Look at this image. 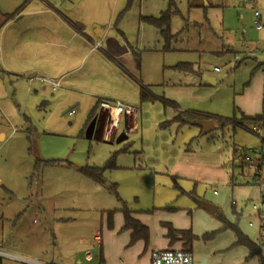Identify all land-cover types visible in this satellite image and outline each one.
<instances>
[{
    "label": "rangeland",
    "instance_id": "obj_1",
    "mask_svg": "<svg viewBox=\"0 0 264 264\" xmlns=\"http://www.w3.org/2000/svg\"><path fill=\"white\" fill-rule=\"evenodd\" d=\"M239 1H244L242 7ZM128 3L96 0L88 6L107 30L101 42L105 45L107 39L129 51L124 58L129 67L136 66L139 84L147 93L140 102L138 92L125 87L121 75L114 76L112 92L122 100H109L139 108L136 135L125 134L128 124L122 119L117 131L119 137L126 136L122 143L103 141L102 123L91 139L85 136L90 114L84 113L90 107L85 96L98 88L96 76L75 79L78 87L62 84L54 94L33 93L35 101L24 106L16 82L1 75L6 87L5 102L0 100V128L7 137L0 139L2 245L24 247L44 240L51 252L55 235L88 231L99 224L104 210L116 214L125 206L139 212L153 210L154 205L167 209L165 205L174 201L176 209L188 208L194 214L198 239L193 251L211 253L205 264H258L250 252L246 254L247 248L237 245L232 227L238 225L242 234L250 231L251 202L260 195L253 178L258 165L234 160L244 158L249 149L264 150V141L246 128L255 124H235L230 119L242 118L237 97L262 70L263 59L237 60L227 51L239 50L241 55L246 51L240 48L245 43L240 32L260 31L253 17L255 9L264 10V0H257L255 6L248 0H132L129 7ZM167 9L172 11L173 36L168 47L160 31L143 20L159 18ZM4 105L15 112L6 114ZM203 116L214 118V129L206 134L200 127L176 120ZM199 151L221 156L223 178L190 186L168 176L169 164ZM91 167L107 168L102 183L84 175L83 169ZM199 197L216 212L196 206ZM245 204L241 214L240 206ZM79 224L83 225L78 228ZM252 233L256 234L254 229ZM193 258L195 264V253ZM1 264L18 263L1 259Z\"/></svg>",
    "mask_w": 264,
    "mask_h": 264
},
{
    "label": "crops",
    "instance_id": "obj_2",
    "mask_svg": "<svg viewBox=\"0 0 264 264\" xmlns=\"http://www.w3.org/2000/svg\"><path fill=\"white\" fill-rule=\"evenodd\" d=\"M95 1L0 0L1 101L5 102L4 89L6 87L5 80L1 75H7L10 80L16 82L21 92V96L19 97L25 100L24 106L30 101H35L36 96L32 95L33 93L41 92L43 94L48 92L54 94L58 92V90L53 92L48 87L39 90L36 83L30 84V79L35 76H49L56 80L59 79L61 86L62 84L76 86L75 79H84V77L90 79L96 76L99 81L98 88L86 94L85 97L88 98L87 104L90 107L84 109V113L88 115L93 110H96L97 116L99 102H103L106 99L109 100V98L121 99V95H117V92H112L114 76L118 77L121 75L124 80L120 82L125 87L132 89L134 93L138 92V98L141 102V94L144 89L139 84L140 82L136 76V66L135 69L129 67V62L124 58L126 54H129V51L107 39L105 40V45L101 42L107 30L104 26L100 27V23L98 22L101 21L88 7L94 6ZM248 1L250 2V0ZM256 2L257 0L252 2L254 6ZM23 5L25 7L20 14L7 20L10 14H13ZM243 5L244 1H239V7ZM250 5H252L251 2ZM250 5L247 4L249 10L252 9ZM257 10L259 9H255V11ZM261 12L264 14V10ZM90 18H94L93 21L89 20ZM257 32L249 28L242 33L240 32L242 39H245V43L243 42L242 47H240H244L246 50L243 55H241L242 52L239 50L233 52L227 51L237 57V60H241L244 57H252L256 61L263 59L259 63L262 70L253 79L251 85L244 90V93L240 97H237L241 111L240 114L244 117L260 115L264 103V29ZM97 43H101V49L93 50V45ZM215 70L219 72L218 68H215ZM60 94L61 92L58 95ZM16 95H19V92ZM20 99L17 98V101ZM129 100L127 98L125 101ZM5 111H7L6 114L13 112V110H8L7 108ZM72 112L69 113L70 117L74 115V112L71 114ZM0 114L2 115V113ZM127 118V116H123L124 120H127ZM131 121L129 120L128 122L127 120L128 129L125 134L130 135V133H134L136 135L138 129L135 127V123ZM88 122L86 125L89 124ZM98 129L101 130L100 121L97 124L96 132L99 131ZM6 138L5 131L3 128H0V139L6 140ZM208 158H210L211 165L205 163L208 161ZM220 160V155L215 154L214 156H210L209 154H204L203 151L185 153L180 159L175 160L173 164H169L168 176L172 177V180L177 183H187L190 186L200 184L201 181H216L220 175L221 178L224 177ZM259 171L264 176V166L262 168L259 167ZM255 173L256 168L253 174ZM254 185L258 187L260 194L261 187L256 184L255 180ZM179 188L181 189V187ZM189 190L186 192L189 193ZM260 195L258 201L260 200ZM198 199L201 201L202 198L199 197ZM173 202L165 205L170 211L156 205L152 208L153 210L145 209L146 211L139 212L129 210L133 214L135 221L140 222L141 225L149 229L147 243L141 238L131 243L133 231L123 229L125 223L124 214L115 211L116 214L109 217L108 211L111 210H104L102 211L104 213L100 218L99 224L95 223L93 227H89L88 231L78 233L77 236H69L65 233H62L61 236L55 235L54 244L52 245L53 251L51 252L49 251L50 245L46 244L44 240L42 242L33 241L30 244L24 245V247H21L17 243L16 245L3 247L1 235L5 226L1 222L3 216L0 215V222L2 223V225L0 223V251L43 264H151L150 257L152 252L170 249L171 247L180 249L185 246L184 242H176V244L170 245L166 238L168 230L163 224H171L181 231L191 230L195 235L197 223H195L194 214L192 215V211H189L190 209L188 208L176 209L172 206ZM232 204L234 208L239 209L237 201H233ZM195 205L197 206V204ZM245 207H247V204L240 206L241 214L245 211ZM250 211L252 216H249V222H253L255 226L250 227V231L242 235L246 241L250 242L255 252H251V246L249 245L241 246L247 248L245 252L246 254L250 252L249 256L252 257V260L255 259V261H258V264H264V248L260 249L258 247L256 215L252 209ZM81 225L83 224H79L77 227L79 228ZM253 229L256 232L255 235L252 233ZM209 232L212 235L215 233L214 230H209ZM196 237L198 239V236ZM216 250H219V248L213 251ZM88 251L92 253V261L90 262L85 260V253ZM193 253L197 257L195 264H205L204 259L211 255V253L204 252L203 250L198 251L197 248L193 251L192 245V256ZM1 259L18 264H30L18 259L4 257Z\"/></svg>",
    "mask_w": 264,
    "mask_h": 264
},
{
    "label": "built area",
    "instance_id": "obj_3",
    "mask_svg": "<svg viewBox=\"0 0 264 264\" xmlns=\"http://www.w3.org/2000/svg\"><path fill=\"white\" fill-rule=\"evenodd\" d=\"M254 0H250L252 3ZM254 24L257 30L264 29V14L260 10L254 13ZM93 50L101 49V43L93 45ZM264 65V62H263ZM36 83L39 90L45 87L50 88L51 91L56 92L61 86L60 80L53 79L49 76H35L30 79V84ZM73 114V112L71 113ZM139 115V108L137 105L132 104H120L118 102L103 101L99 103V112L97 114V121L103 124V131L101 134V139L103 141H116L118 140V129L121 122L123 121V116H127V120H132L135 125L137 124V118ZM114 118V119H113ZM113 119V120H112ZM126 120V119H125ZM126 120V121H127ZM243 127V126H242ZM245 127V126H244ZM251 130V132L262 135V140L264 141V124H255L250 127H246ZM241 156V155H240ZM237 157L234 163L246 165V164H257L256 173L254 180L258 186L261 187L260 200L258 202L251 204V209L256 215V225L258 227V247L260 249L264 248V176L261 175L259 167L264 166V150L259 149H249L246 152L244 158ZM251 227L255 226L253 222H249ZM12 258L18 259L22 262H27L30 264H43L41 262L30 261L28 259L12 256L11 254L0 251V258ZM151 264H194V258L189 251L183 250H156L151 253ZM85 260L92 261V253L90 251L85 253Z\"/></svg>",
    "mask_w": 264,
    "mask_h": 264
},
{
    "label": "trees",
    "instance_id": "obj_4",
    "mask_svg": "<svg viewBox=\"0 0 264 264\" xmlns=\"http://www.w3.org/2000/svg\"><path fill=\"white\" fill-rule=\"evenodd\" d=\"M132 0H128V7L130 6ZM25 5H23L22 7H20L17 11H15L13 14H10V16L7 17V20H10L14 17H16L18 14H20L22 12V10L24 9ZM171 15H172V11L170 9H167V11H165V13L163 12L161 14V16L159 18H155V17H149V18H143V20L147 23L150 24L154 27H156L160 33L161 36L163 37L164 42H167V47L170 46L171 44V38L173 37L171 32H170V19H171ZM147 98V93L143 90L142 94H141V101L145 100ZM100 103V102H99ZM98 103V105H99ZM96 116V110H93L90 114V117L88 119V123L90 124L91 120ZM241 119L238 120L237 118L234 119H230V121L232 123L238 124L240 121L245 123V122H249L252 124H258L260 125L261 123L264 124V103H263V109L262 112L260 113V115H257L255 117H244L243 115H241ZM178 119V120H177ZM213 120L214 118L211 116H203V117H198L196 118H181V117H177L176 120L178 122H183V123H188V120ZM181 120V121H179ZM243 125V124H241ZM238 153V152H236ZM240 154H237L236 156H239ZM49 162H46V164H48ZM49 164H53L49 163ZM107 168H97V167H91V168H87V169H83V173L86 177H88L89 179H93L98 183H102L103 181V176H104V172L106 171ZM243 174V171H242ZM168 211H170L169 209H167ZM121 213L124 214V218H125V223H124V230H132L133 231V236H132V240L131 243L135 242L136 240L144 239V241L147 243L148 239H149V229L144 227L143 225L140 224V222L138 223L137 221H135L133 219V214L124 206ZM114 213L111 211H108V215L109 217H111ZM164 227H167V235L166 238L168 239L170 245H174L176 244V242H184L185 246L184 248H173L171 247L170 249H166V250H183V251H189L191 252V246L193 245L194 241L197 239V237L192 233L191 230H186V231H181L176 229L175 227H173L171 224H163ZM233 230L235 231V235L237 237V244L238 245H249L251 246V252H255V249L252 247V245L250 244L249 241H246V239L243 237L238 225H232Z\"/></svg>",
    "mask_w": 264,
    "mask_h": 264
},
{
    "label": "water",
    "instance_id": "obj_5",
    "mask_svg": "<svg viewBox=\"0 0 264 264\" xmlns=\"http://www.w3.org/2000/svg\"><path fill=\"white\" fill-rule=\"evenodd\" d=\"M206 81H208L210 84H213L215 82L214 79H211V78H205ZM188 124L190 125H193V126H196V127H200L202 129V132L204 134H206L207 132H210L214 129V123L213 121H210V120H188L187 121ZM97 117L95 116L90 124L88 125L87 129H86V133H85V136L88 138V139H91L93 137V134L96 130V127H97ZM125 134L124 135H121V137L118 138L117 140V143H121L124 139H125ZM196 204L198 205V207H202L204 208L206 211H209L210 213H215L216 212V209L214 207H212L210 204L206 203L205 201H196ZM0 264H1V258H0Z\"/></svg>",
    "mask_w": 264,
    "mask_h": 264
}]
</instances>
